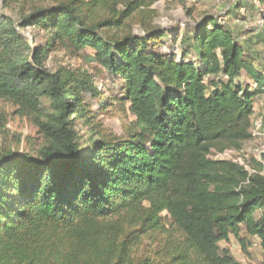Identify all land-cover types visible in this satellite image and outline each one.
<instances>
[{"label": "trees", "instance_id": "trees-1", "mask_svg": "<svg viewBox=\"0 0 264 264\" xmlns=\"http://www.w3.org/2000/svg\"><path fill=\"white\" fill-rule=\"evenodd\" d=\"M153 1L2 0L19 10L16 22L0 16V99L35 118L44 145L0 155V264H243L220 247L231 235L243 251L257 237L264 252L263 163L220 156L253 138L264 69L211 14L178 58L163 53L173 31L153 23ZM28 27L47 38L27 40ZM85 48L123 81L134 116L127 138L87 148L72 118L89 122L83 94L102 93L86 69L45 66L51 51Z\"/></svg>", "mask_w": 264, "mask_h": 264}, {"label": "rangeland", "instance_id": "rangeland-1", "mask_svg": "<svg viewBox=\"0 0 264 264\" xmlns=\"http://www.w3.org/2000/svg\"><path fill=\"white\" fill-rule=\"evenodd\" d=\"M18 10V5H4L0 0V16L6 15L16 22ZM149 10L153 12L155 26L173 31L164 37V44L160 48L163 53L174 52L178 58L181 44L192 34L195 23L203 15L211 14L231 29L253 63L261 70L264 69V39L256 25L259 19L264 18L263 0H154L145 11ZM132 29L135 32L142 31L139 25H134ZM20 32L27 40L35 43L47 38L45 32L33 27L21 29ZM174 33H177L175 42L170 40ZM189 53L192 55V52ZM93 54L94 51L89 48L83 49L80 55L74 57L64 51L54 50L49 52L45 62V66L51 70L60 66L86 69L92 76L94 85L102 93L101 99L83 94L84 109L89 122L78 116L72 118L74 130L84 148L91 144L90 138L94 136L96 139L102 135L127 138L134 121V116L129 111V103L122 99L123 81L110 76L100 65L91 62L90 57ZM239 80L247 85L251 82L244 73ZM254 103L253 117L261 118L264 122V94L256 96ZM42 107L43 112L48 111L47 100L42 101ZM19 110L10 100L0 99V155L16 152L37 156L44 145V138L35 118ZM220 156L244 164L249 169L248 165H253V159L264 162V136H253L240 150H228ZM162 216L164 223L169 224L170 216L166 212ZM219 244L222 249L228 248L234 258L243 264H264V252L257 237L248 239L245 251L232 235L227 242L222 241Z\"/></svg>", "mask_w": 264, "mask_h": 264}, {"label": "built area", "instance_id": "built-area-1", "mask_svg": "<svg viewBox=\"0 0 264 264\" xmlns=\"http://www.w3.org/2000/svg\"><path fill=\"white\" fill-rule=\"evenodd\" d=\"M263 39H264V18H261L257 21L256 23ZM251 82H249V85L250 87L252 88H255L257 86V84L250 80ZM263 88H264V85H263ZM252 134L253 136H264V122L261 118H256V117H253L252 118ZM258 161H260V159H258ZM261 162V161H260ZM263 163V170L260 171L261 174L264 175V162L262 161ZM251 173H254L255 171L254 170H251L250 171Z\"/></svg>", "mask_w": 264, "mask_h": 264}, {"label": "crops", "instance_id": "crops-1", "mask_svg": "<svg viewBox=\"0 0 264 264\" xmlns=\"http://www.w3.org/2000/svg\"><path fill=\"white\" fill-rule=\"evenodd\" d=\"M254 104H255V103H254ZM253 116H255V115H254V108H253V114H252V116H251V119H252Z\"/></svg>", "mask_w": 264, "mask_h": 264}]
</instances>
